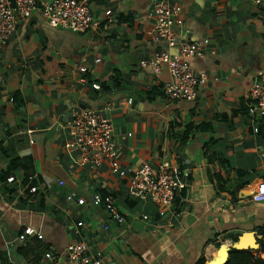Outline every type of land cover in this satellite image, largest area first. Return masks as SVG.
<instances>
[{
	"label": "crops",
	"instance_id": "obj_1",
	"mask_svg": "<svg viewBox=\"0 0 264 264\" xmlns=\"http://www.w3.org/2000/svg\"><path fill=\"white\" fill-rule=\"evenodd\" d=\"M167 1L182 8V21L173 25L178 41L210 40V50L192 62L207 77L193 101L164 93L167 68L155 73L141 64L163 48L178 50L146 34L154 0H90L97 24L84 32L53 27L38 10L20 19L0 48V256L5 261L69 264L68 245L85 238L108 264H195L202 257L208 263L225 243L231 252L236 248L231 236L253 231L262 238L264 199L254 200L252 192L264 182V111L250 113L246 94L264 65L263 6L251 0ZM78 108L112 120L122 166L169 164L184 188L164 216L150 192L131 196L130 179L114 174L108 161L90 169L79 164L78 151L66 150L65 124ZM192 122L208 127L188 130ZM207 144L211 160L204 152ZM25 157L33 158V180L21 163L11 168L12 161ZM239 184L251 196L240 197V189L234 195ZM71 192L85 197L86 204L69 202ZM96 192L112 195L123 222L92 203ZM29 225L44 238L18 241ZM48 246L54 258L45 256ZM239 247L247 246L242 240Z\"/></svg>",
	"mask_w": 264,
	"mask_h": 264
},
{
	"label": "built area",
	"instance_id": "obj_2",
	"mask_svg": "<svg viewBox=\"0 0 264 264\" xmlns=\"http://www.w3.org/2000/svg\"><path fill=\"white\" fill-rule=\"evenodd\" d=\"M251 1L263 6L264 11V0ZM38 10L53 27L62 26L75 32H84L97 24L94 21L90 0H0V48H4L14 35L19 20L30 17ZM181 11L180 6H173L167 0H154L153 7L148 12L153 23L146 30V34L155 41L164 40L169 48L177 47L178 50L172 52L163 48L150 59L142 60L141 64L150 65L155 73L167 68L170 79L163 86L164 93L175 101H193L198 98L200 87L207 81V77L204 72H196L192 62L195 58L204 57L207 49L210 50V40L206 38L202 41H178L173 25L182 21L179 17ZM111 13L110 9L106 11L107 15ZM80 69L86 71L88 67L81 66ZM94 87L99 88L100 85L94 84ZM246 97L249 101L250 113L264 111V65L248 89ZM65 126V148L79 152L80 165L95 170L108 161L114 174L130 179L128 192L131 196L139 197L145 192L151 193L152 201L160 206L161 216L167 213L168 206L174 205L179 191L184 188V183L169 170L167 162L161 164L159 168L148 162L139 167L122 166L118 160L119 147L114 138V124L109 117L92 108H78ZM255 130L258 131V128L256 127ZM29 179H35V176L31 175ZM14 180L15 176L8 178L9 182ZM252 197L254 200L264 199V182L255 188ZM66 198L69 202L86 204V198L78 196L75 192L67 194ZM92 203L95 206L105 207L113 219L124 221V216L118 210L111 194L96 192L93 194ZM143 217L147 219L148 215L144 214ZM83 224L84 222L79 220L77 227ZM104 227L108 228V225L104 224ZM76 233H80V230H76ZM30 237L43 239L44 235L40 230L29 225L19 232L17 239L25 242ZM229 243L233 244L232 241ZM51 248L48 246L49 250L45 253L47 258H54ZM66 251L69 264H108L102 252L93 251L90 242L85 238L70 243ZM0 264L20 263L13 260L5 261L0 256Z\"/></svg>",
	"mask_w": 264,
	"mask_h": 264
},
{
	"label": "trees",
	"instance_id": "obj_3",
	"mask_svg": "<svg viewBox=\"0 0 264 264\" xmlns=\"http://www.w3.org/2000/svg\"><path fill=\"white\" fill-rule=\"evenodd\" d=\"M207 128L208 124H205V126H202L201 123L197 122H192L188 124V130H192L193 128ZM209 144L205 145L204 147V152L206 155H208L209 159L211 160V155H209ZM220 162L222 166H224L226 169H230V162L226 157H221ZM21 163V165L24 167L25 172L27 174L26 178L28 179L31 175H34V163H33V158L32 157H25L22 160L15 159L14 161L11 162V168H13L16 164ZM221 179L222 177H217ZM243 185L239 184L234 190V195L236 194V191L241 189ZM105 194V193H104ZM262 238L260 239V248L258 250L254 249H238V248H233L229 260L224 263V264H264V231L261 232ZM232 241L234 243L238 242L239 237L238 236H231ZM195 264H208L207 259L205 257L200 258Z\"/></svg>",
	"mask_w": 264,
	"mask_h": 264
},
{
	"label": "water",
	"instance_id": "obj_4",
	"mask_svg": "<svg viewBox=\"0 0 264 264\" xmlns=\"http://www.w3.org/2000/svg\"><path fill=\"white\" fill-rule=\"evenodd\" d=\"M57 28H62V26H58ZM247 196H251V192L249 189L247 188H242L240 189V197H247ZM247 234H252V237H253V242H251L252 244L247 246V247H239V245L242 243V240H243V237ZM260 242H259V236L256 234V232H253V231H250V232H246L245 234L241 235L239 237V240L238 242L234 243V246L238 249H257L260 247ZM255 246V247H254ZM223 249V245L220 247L219 249V255L221 254V250ZM230 254H231V251L229 250V248L227 247L226 248V254H225V260L222 262V263H219V264H224L226 263L228 260H229V257H230ZM218 259H219V256L215 257L214 259H212L211 261L208 262V264H218Z\"/></svg>",
	"mask_w": 264,
	"mask_h": 264
},
{
	"label": "bare ground",
	"instance_id": "obj_5",
	"mask_svg": "<svg viewBox=\"0 0 264 264\" xmlns=\"http://www.w3.org/2000/svg\"><path fill=\"white\" fill-rule=\"evenodd\" d=\"M253 240V237L252 236H250V235H245L244 237H243V242H244V244L246 245L247 244V242L249 243V245H251L252 243L251 242H253L252 241ZM249 245H246V246H249ZM224 246H227V244L225 243L224 245H223V247ZM255 247V246H254ZM223 250V249H222ZM221 250V254L220 255H218L219 256V259H218V264L219 263H222L224 260H225V254H226V251H222ZM215 253H217V252H215ZM214 253V255H216ZM213 255V254H212Z\"/></svg>",
	"mask_w": 264,
	"mask_h": 264
},
{
	"label": "rangeland",
	"instance_id": "obj_6",
	"mask_svg": "<svg viewBox=\"0 0 264 264\" xmlns=\"http://www.w3.org/2000/svg\"><path fill=\"white\" fill-rule=\"evenodd\" d=\"M149 163V162H148ZM152 200V199H151ZM11 240H13V238H11ZM11 243H12V241H11ZM11 245H13L14 246V244L12 243ZM246 245H249V243L247 242V244ZM245 244H244V246H246ZM15 247V246H14ZM223 250H226V248H223ZM16 255L18 256V253H16ZM19 260H21V261H24L25 262V259H23V258H21V257H19ZM211 261V260H210Z\"/></svg>",
	"mask_w": 264,
	"mask_h": 264
}]
</instances>
